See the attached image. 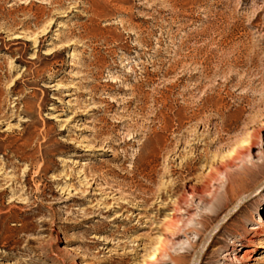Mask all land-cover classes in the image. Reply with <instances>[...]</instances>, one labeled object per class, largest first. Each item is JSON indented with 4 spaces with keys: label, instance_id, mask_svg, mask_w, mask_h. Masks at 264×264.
Segmentation results:
<instances>
[{
    "label": "rangeland",
    "instance_id": "1",
    "mask_svg": "<svg viewBox=\"0 0 264 264\" xmlns=\"http://www.w3.org/2000/svg\"><path fill=\"white\" fill-rule=\"evenodd\" d=\"M254 132L253 157L264 0H0V264H191L264 169L232 189L216 175L184 247L163 233L157 194L227 160L242 176L236 151ZM263 215L264 185L197 264H264V236L248 258L228 250ZM162 241L178 260L153 258Z\"/></svg>",
    "mask_w": 264,
    "mask_h": 264
},
{
    "label": "bare ground",
    "instance_id": "2",
    "mask_svg": "<svg viewBox=\"0 0 264 264\" xmlns=\"http://www.w3.org/2000/svg\"><path fill=\"white\" fill-rule=\"evenodd\" d=\"M258 133V131H256ZM256 132L253 133V135L249 136L248 139H250L248 141V143L246 144V151H240L241 149H239L238 151H236L238 155L241 156V158L243 159L244 156L248 157L247 158V162L243 160V162L245 163L243 165V168L241 167L242 165H240V169H238L237 171H241L240 172L242 174V176H237L236 179L234 180V176L231 177V173L229 172V169L232 168L233 164H231L228 160L225 164H217L214 163L213 165L211 164L210 167H208L207 173L205 176H203V180L200 181L197 184L194 185H186L183 184L182 189L180 190V192L176 195H174V197L172 199H165V196L167 194H169V196H171L172 194H170V192H172V188L175 187L176 183H172L171 187H167L166 190H160L157 194V197H160V199H157V202H164L162 203V208L166 209V216H165V230L163 231L164 234L169 233L168 236H170V239L172 242H174V244H179L178 240L179 237L182 235L185 237V241H183L181 244V246L184 247V245L189 242V237H188V233L193 231V228H189L186 227L183 223L185 218H197V215H201L200 214H196L195 211H199V207L204 204V195L207 194V192H209V188H208V183L210 181H214L216 180V175L220 174V173H226V182L224 185H227L228 188L227 189H232V185L241 187L244 184V177H248L249 179L250 177H252L255 173H259L261 172L262 169H264V154L261 155H254L255 159L258 160L259 158L261 159L258 162L254 161V157L251 154V148L253 143V138L252 137H256ZM263 138V137H262ZM261 138V139H262ZM260 141L262 142L260 147L263 146L264 144V138ZM236 154L233 153V155L235 156ZM255 154V153H253ZM232 155V156H233ZM237 155V157H238ZM243 156V157H242ZM236 157V156H235ZM236 157V158H237ZM246 160V158H244ZM233 160V159H231ZM187 161H185V167L187 166ZM242 164V163H241ZM174 169H170L169 172H171V175L173 174ZM238 173V172H237ZM236 174V173H235ZM223 175V174H221ZM173 176V175H172ZM255 181V180H253ZM226 186V187H227ZM232 187V188H231ZM243 188V187H242ZM165 189V187H164ZM164 191V192H163ZM174 191V190H173ZM165 200V201H163ZM218 201H216L217 203ZM173 205L174 209H170L169 205ZM185 204L186 207L182 210L181 206ZM202 208V207H201ZM181 209V210H180ZM178 211H182L184 217L177 215ZM195 214V215H194ZM264 215L260 216L257 220H255V223L253 225L250 226V230H251V235L248 238H242V239H238V240H232L230 243V252H236L237 250H241L242 251V256L243 257H249L250 253L253 252L254 250H256L257 246H259L260 244V237L264 236ZM188 241V242H187ZM224 251V256H228V258L230 257L234 262H239L237 256L235 254H231L229 251ZM160 255L166 256L165 260H171L172 262H175L176 260H178V258L176 259L175 257H172L169 252L166 250V246L164 245V241L158 243L157 245V249H156V253L153 255V258L158 257ZM162 257V256H161ZM252 259H255L256 257H251ZM164 260V261H165Z\"/></svg>",
    "mask_w": 264,
    "mask_h": 264
},
{
    "label": "water",
    "instance_id": "3",
    "mask_svg": "<svg viewBox=\"0 0 264 264\" xmlns=\"http://www.w3.org/2000/svg\"><path fill=\"white\" fill-rule=\"evenodd\" d=\"M264 183L258 185L252 192L240 197L235 204L228 209L223 215L222 217L214 224V226L207 232L203 242L201 243V246L197 252V254L194 256V258L191 261V264H197L199 262V259L202 255V253L205 251L207 245L209 244L211 237L213 236V234L219 229V227L221 226V224L226 221L229 216L235 212L239 206L244 203L245 201L249 200L250 198H252L253 196H255L263 187Z\"/></svg>",
    "mask_w": 264,
    "mask_h": 264
}]
</instances>
